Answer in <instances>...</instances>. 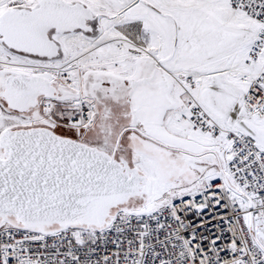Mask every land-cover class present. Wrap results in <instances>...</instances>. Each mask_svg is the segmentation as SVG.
I'll use <instances>...</instances> for the list:
<instances>
[{
	"label": "snow or ice",
	"instance_id": "6c2138e0",
	"mask_svg": "<svg viewBox=\"0 0 264 264\" xmlns=\"http://www.w3.org/2000/svg\"><path fill=\"white\" fill-rule=\"evenodd\" d=\"M0 264H264V0H0Z\"/></svg>",
	"mask_w": 264,
	"mask_h": 264
}]
</instances>
